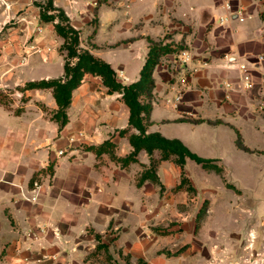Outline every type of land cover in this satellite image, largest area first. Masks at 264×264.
I'll return each instance as SVG.
<instances>
[{"label":"rangeland","instance_id":"obj_1","mask_svg":"<svg viewBox=\"0 0 264 264\" xmlns=\"http://www.w3.org/2000/svg\"><path fill=\"white\" fill-rule=\"evenodd\" d=\"M130 3L0 0V130L21 131L26 143L22 162L13 149L9 176L0 172L2 185L11 191L9 203L0 201V264H264V138L261 156L247 155L244 163L229 157V169L221 173L193 160L185 168L171 157L181 168L178 184L167 191L159 178L149 180L153 195L133 205L124 202L113 219L57 216L58 194L66 189L61 187L66 168L57 174L58 163L73 143L94 141L82 132L57 147L62 137H56L53 91L27 85L64 77L58 70L68 51L54 24L72 26L79 33L78 52H90L100 44V15L123 10L129 16ZM51 15L55 21H46ZM113 24L110 20L106 27ZM153 42L173 50L159 62L186 49L160 41L150 46ZM161 161L153 159L146 170L157 176ZM144 171L137 175V188Z\"/></svg>","mask_w":264,"mask_h":264},{"label":"crops","instance_id":"obj_2","mask_svg":"<svg viewBox=\"0 0 264 264\" xmlns=\"http://www.w3.org/2000/svg\"><path fill=\"white\" fill-rule=\"evenodd\" d=\"M226 1L130 0L129 16L123 10L112 12L109 17L100 15L102 22L97 35L100 44L90 50L96 58L111 65L123 85L139 81L151 41L181 44L191 50L190 67H197L198 71L187 73L184 98L178 109L165 101L175 96L172 84L180 76L179 71H173L176 55L164 57L154 69L152 95L141 98L142 102L152 104L149 114L143 115L146 134L159 133L166 139L179 140L194 154L213 160L225 171L229 169V157L244 163L247 155L261 156L264 138V0H230L235 8L244 7L250 17L244 22L236 20V15L223 7ZM227 15L230 20L222 24L220 18ZM110 20L114 24L109 28L106 25ZM205 62L207 66L203 65ZM238 63L250 69L249 89L241 81ZM63 67L64 64L58 70L61 75ZM67 114L68 124L62 130L59 126L56 129V137H62L55 142L57 147L67 145L70 136L82 132L86 134L84 138L94 142L73 143L58 163L57 174L61 175L66 168L65 179L61 180V187L66 189L58 194L61 201L58 217L113 219L124 202L133 205L153 195L149 180L141 188L135 183L140 171L148 169L153 159L161 158L160 151L149 155L143 150L137 162L124 167L111 160L110 147L100 155L89 149L110 141L118 158H126L133 152L129 136L138 131L129 125L130 110L122 94H110L101 77L86 74L73 92ZM21 133L0 130V149L5 154L0 155V172L7 170L8 176L11 150H17L13 154L18 156V163L25 156L26 143ZM16 138H21L18 147L13 146ZM239 138L248 151L238 146ZM192 162L188 159L185 168ZM178 168L181 170L171 160L159 164L157 176L167 191L178 184L175 179ZM2 184L0 180L3 191L0 201L9 203L7 192L11 191ZM64 192L67 199L62 197Z\"/></svg>","mask_w":264,"mask_h":264},{"label":"trees","instance_id":"obj_3","mask_svg":"<svg viewBox=\"0 0 264 264\" xmlns=\"http://www.w3.org/2000/svg\"><path fill=\"white\" fill-rule=\"evenodd\" d=\"M45 18L48 22H54L56 17L51 15ZM63 19L68 21L64 17ZM54 27L57 34L65 40V46L68 51L64 64V77L31 82L26 89H52L53 97L58 106L54 121L59 124L60 130L69 122L67 110L72 103L73 92L82 84L86 74L98 76L102 78L110 94H122V100L130 110L129 125L138 131V133H133L129 136L130 144L134 149L133 152L126 158H118L114 153H111L114 161L120 162L126 167L130 163L137 162V156L143 150L149 155H152L155 151H160L162 160H169L175 156L176 163L180 166H184L187 159H191L205 168H214L220 173L224 172L222 168L213 164V160L197 156L179 140L166 139L159 133L146 134L143 115L149 114L152 104L150 102H141L140 99L142 96L150 97L152 95L154 69L159 64L161 57L173 52L171 48L161 47L153 42L146 63L142 68L139 81L130 85H123L117 80V74L110 64L96 58L89 51L78 52L76 48L79 45L78 31L70 25L63 26L60 23L54 24ZM73 60H76V62H73ZM121 133L125 134L126 132ZM238 146L248 151L241 138L238 139ZM107 147L112 148L113 144L110 141H106L99 147H90L89 149L100 155L107 151ZM147 180L157 182L158 176L150 170H146L138 180V186H142Z\"/></svg>","mask_w":264,"mask_h":264},{"label":"built area","instance_id":"obj_4","mask_svg":"<svg viewBox=\"0 0 264 264\" xmlns=\"http://www.w3.org/2000/svg\"><path fill=\"white\" fill-rule=\"evenodd\" d=\"M127 8L130 7V5H126ZM223 7L229 12L236 15V20L239 22H244L250 17L246 14L245 9L243 6H239L238 8H235L234 5L230 0H227ZM231 16H223L220 18V22L226 23L228 20H230ZM165 44V43H164ZM263 59V57L261 58ZM176 62L173 65V71L177 72L179 71L180 76H178V79L172 84V91L175 93V96L173 98H167L165 101L167 104H170L173 108L178 109L179 105L182 103L184 98V86L187 83V73L190 72H196L198 71V68H192L190 65L193 62V54L189 49H184L181 52H179L176 55ZM204 66H207L208 63L205 62L203 64ZM179 69V70H178ZM238 70L241 73V81L243 82V85L246 89L251 88L252 86V79L249 74L250 69L244 65L238 63ZM228 87H231V84L227 85ZM35 186L37 187V183H35ZM36 191V190H34Z\"/></svg>","mask_w":264,"mask_h":264}]
</instances>
